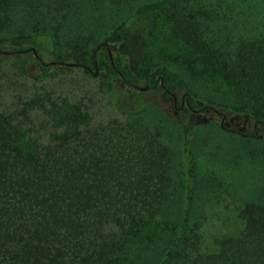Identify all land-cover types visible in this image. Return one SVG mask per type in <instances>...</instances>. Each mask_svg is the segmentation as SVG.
I'll list each match as a JSON object with an SVG mask.
<instances>
[{"label": "trees", "instance_id": "trees-1", "mask_svg": "<svg viewBox=\"0 0 264 264\" xmlns=\"http://www.w3.org/2000/svg\"><path fill=\"white\" fill-rule=\"evenodd\" d=\"M21 1L0 0V20ZM216 1L211 10L199 0H107L125 9L115 26L93 44L78 32L58 54V40L48 31L0 37L1 64L24 62L37 81L69 69L100 77L111 91L123 88L116 103L133 113L93 123L89 104L39 92L19 109H0V264H124L136 239L169 226L174 203L179 218L158 264H264V202H242L237 232L210 251L203 249L201 222L192 220L199 172L194 119L215 108L193 95L167 63L148 67L145 90L132 85L110 56L108 73L98 72L103 51L136 39L146 60L162 12L169 34L220 78L234 108L253 126L251 133L229 131L264 134V23ZM34 62L39 68L31 73ZM181 93L185 107L164 105ZM147 106H157L178 126L177 150L147 123ZM34 110L40 111L35 123Z\"/></svg>", "mask_w": 264, "mask_h": 264}, {"label": "rangeland", "instance_id": "rangeland-1", "mask_svg": "<svg viewBox=\"0 0 264 264\" xmlns=\"http://www.w3.org/2000/svg\"><path fill=\"white\" fill-rule=\"evenodd\" d=\"M199 1L211 10L214 8L212 4L217 2ZM223 1L235 5L237 12L245 9L246 15L256 25L264 23V0ZM215 7L218 8V5ZM121 10L125 9L109 5L107 0H22L0 20V37L14 38L22 33L48 31L58 40V54L66 51L68 42L78 32L84 33L91 44L103 39L124 14ZM165 22V14L161 12L154 23L155 31L146 60L140 57L136 39L120 48L111 47L109 51H103L98 72H106L110 56L121 74L127 76L132 85L144 90L146 85L143 76L148 67L167 63L182 73L193 95L215 108V112L201 113L194 119V148L199 172L192 220L201 222L203 249L210 251L215 249L218 239L237 232L242 202H264V134L253 137L229 131L243 129L251 133L253 126L246 116L234 108L227 86L215 73L205 71L206 66L200 64L195 55L169 34ZM219 29H224L226 36L229 34L227 26L223 25ZM238 35L236 33V37ZM225 37H222V41ZM53 58L48 57L45 61ZM24 65V62L15 66L0 63V109H19L33 93L39 92L64 95L73 103L81 101L89 104L93 123L133 116V113L123 110L116 103L119 93L123 91L122 87L111 91L108 81L75 69L66 70L49 80L37 81L25 73ZM29 67L31 73L39 68L35 62ZM107 76L110 77L109 74ZM171 103L176 104V108L185 107L182 93L176 96L174 102L164 104L173 111ZM142 111L147 123L162 133L161 139L177 150L178 126L168 120L157 106H147ZM33 112L35 123L40 120L36 116L40 111ZM174 170L176 175L177 170H182L179 160L175 161ZM176 179L178 188V177ZM179 214L180 204L174 203L169 226L159 232L151 228L144 236L136 239L130 245L124 264H158L173 238L174 223H177Z\"/></svg>", "mask_w": 264, "mask_h": 264}, {"label": "water", "instance_id": "water-1", "mask_svg": "<svg viewBox=\"0 0 264 264\" xmlns=\"http://www.w3.org/2000/svg\"><path fill=\"white\" fill-rule=\"evenodd\" d=\"M73 65V63H71ZM144 90L146 89V87L143 88Z\"/></svg>", "mask_w": 264, "mask_h": 264}]
</instances>
